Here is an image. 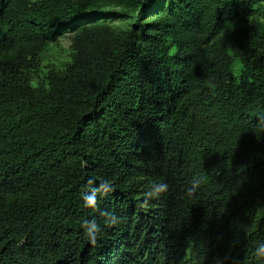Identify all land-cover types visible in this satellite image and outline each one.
I'll return each instance as SVG.
<instances>
[{"label": "trees", "instance_id": "1", "mask_svg": "<svg viewBox=\"0 0 264 264\" xmlns=\"http://www.w3.org/2000/svg\"><path fill=\"white\" fill-rule=\"evenodd\" d=\"M260 17L264 0H0V263L264 264ZM66 33L73 62L32 85Z\"/></svg>", "mask_w": 264, "mask_h": 264}, {"label": "clouds", "instance_id": "2", "mask_svg": "<svg viewBox=\"0 0 264 264\" xmlns=\"http://www.w3.org/2000/svg\"><path fill=\"white\" fill-rule=\"evenodd\" d=\"M258 23H264V17H260L257 21ZM64 64L70 65L73 61L71 58V50H66L65 55L62 57ZM247 71L246 65L236 58L232 65V73L236 78L241 77L244 72ZM206 179L205 177H197L192 182H190V186L187 188V195L192 196L195 194L199 188L202 186V183ZM168 190V184L165 182H159L154 185V196L158 198L160 195L165 193ZM86 206L93 207V198L89 196V198L85 201ZM108 225H112L118 223V220L115 216H112L111 219L107 221ZM83 227L85 229V235L88 239V242L95 246L97 244L98 238L101 233L100 226L95 221L86 220L84 221ZM254 255L258 260L264 261V243H259L254 249Z\"/></svg>", "mask_w": 264, "mask_h": 264}, {"label": "rangeland", "instance_id": "3", "mask_svg": "<svg viewBox=\"0 0 264 264\" xmlns=\"http://www.w3.org/2000/svg\"><path fill=\"white\" fill-rule=\"evenodd\" d=\"M258 20L259 18H256L254 22H257ZM114 23H119L120 25L125 26L129 23V20L117 18L114 20ZM69 49L72 53L71 34L69 33L59 36L53 42L47 43L37 58L36 67L32 72V85L45 82L46 76L49 72L63 69L66 64H64L62 57L65 55L66 50Z\"/></svg>", "mask_w": 264, "mask_h": 264}]
</instances>
